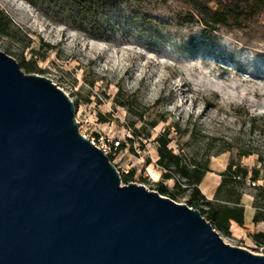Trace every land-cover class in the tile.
I'll use <instances>...</instances> for the list:
<instances>
[{
    "label": "rangeland",
    "instance_id": "1",
    "mask_svg": "<svg viewBox=\"0 0 264 264\" xmlns=\"http://www.w3.org/2000/svg\"><path fill=\"white\" fill-rule=\"evenodd\" d=\"M0 10L12 23L8 34L0 33V50L24 73L50 78L70 97L81 134L126 144L110 160L119 174L135 169L151 189L160 177L147 168L161 174L154 138L168 129L174 152L187 160L209 158L199 185L207 199L232 161L259 168L264 185V12L243 29L212 31L196 19L185 21L187 8L178 0H143L117 5L78 30L27 0H0ZM126 101L129 107L120 105ZM251 116L256 127H249ZM132 130L143 147L127 140ZM239 190L244 225L219 234L261 253L251 238L264 230L252 222L256 188L247 180Z\"/></svg>",
    "mask_w": 264,
    "mask_h": 264
},
{
    "label": "water",
    "instance_id": "2",
    "mask_svg": "<svg viewBox=\"0 0 264 264\" xmlns=\"http://www.w3.org/2000/svg\"><path fill=\"white\" fill-rule=\"evenodd\" d=\"M74 102L0 50V264H264L200 213L121 184Z\"/></svg>",
    "mask_w": 264,
    "mask_h": 264
},
{
    "label": "trees",
    "instance_id": "3",
    "mask_svg": "<svg viewBox=\"0 0 264 264\" xmlns=\"http://www.w3.org/2000/svg\"><path fill=\"white\" fill-rule=\"evenodd\" d=\"M39 5L45 13H51L53 17L61 21H69L73 27L83 30L86 26L99 21L107 11L124 3L142 2L143 0H27ZM186 8L185 21L197 20L209 30L218 29H243L256 22L264 12V0H178ZM11 20L0 10V33L8 34ZM27 72H33L30 63L24 62ZM121 106H128L130 102H120ZM255 116L249 118V127H256ZM152 126L156 122L151 123ZM147 135L145 138H148ZM172 136L168 129H164L155 138L157 159L156 166L161 171L159 180L152 183L151 189L158 191L173 200L181 197L184 202L194 209H198L201 215L220 234H228L232 224L243 226L245 221L244 207L241 204L242 193L239 190L248 180L256 188L253 201L254 213L252 222L264 224V185L259 183L260 169L247 168L236 162H230L220 173L221 179L216 186L212 199H207L201 193L199 185L205 174L209 171V158L202 160L197 157L184 159L181 154L174 152L171 147ZM130 143L137 141L143 147L140 134L132 130L127 138ZM126 144L120 143L118 149H125ZM250 152L244 151L243 154ZM109 160L112 155H108ZM263 161V158H259ZM146 160V166L150 164ZM148 174L154 179L158 172L151 166L147 168ZM123 183L137 181L146 183L147 179L142 175L136 176L135 169L120 174ZM172 181V186L167 184ZM252 241L256 246H264V230L252 233Z\"/></svg>",
    "mask_w": 264,
    "mask_h": 264
},
{
    "label": "built area",
    "instance_id": "4",
    "mask_svg": "<svg viewBox=\"0 0 264 264\" xmlns=\"http://www.w3.org/2000/svg\"><path fill=\"white\" fill-rule=\"evenodd\" d=\"M76 121L78 122V125L80 124V122L76 119ZM84 135V134H83ZM86 138H88L94 145H96L98 148H100L107 156L108 155H113L115 154L116 150H119V146H120V141L119 140H114L111 138H102L101 141H98L95 139L94 136H86L84 135ZM111 163L115 166L116 168V162L111 161ZM117 169V168H116ZM128 170H126L125 172H127Z\"/></svg>",
    "mask_w": 264,
    "mask_h": 264
},
{
    "label": "crops",
    "instance_id": "5",
    "mask_svg": "<svg viewBox=\"0 0 264 264\" xmlns=\"http://www.w3.org/2000/svg\"><path fill=\"white\" fill-rule=\"evenodd\" d=\"M158 177H160V173H159V176ZM254 213V212H253Z\"/></svg>",
    "mask_w": 264,
    "mask_h": 264
}]
</instances>
